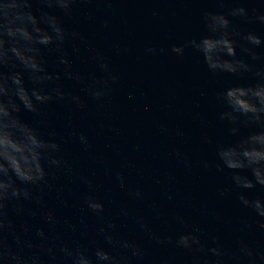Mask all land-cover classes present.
Wrapping results in <instances>:
<instances>
[{
    "label": "clouds",
    "instance_id": "obj_1",
    "mask_svg": "<svg viewBox=\"0 0 264 264\" xmlns=\"http://www.w3.org/2000/svg\"><path fill=\"white\" fill-rule=\"evenodd\" d=\"M91 2L0 0V264H147L141 240L121 230L122 222L127 220L134 223L144 238L187 253L190 264H262L264 255L245 240L237 237V247L230 252L219 236L203 235L199 224L189 227L182 214L175 215L173 222L187 230L162 235L145 215L133 214L124 201L110 213L106 207L108 194L97 195L96 185L84 175L79 177L86 191L81 197L82 215L78 224L48 206L49 195H55L62 207L70 206L61 181L71 174V165L56 133L49 131L43 135L37 127L25 122L20 113L26 110L36 114L51 129L42 106L60 103L69 109L88 108L85 99L66 87L65 81L83 89L96 102L107 97L112 85L118 82L119 77L103 50L94 47L76 26L75 9ZM259 2L264 4V0ZM217 6L227 7L228 11L204 10L205 34L173 45L171 52L183 56L186 48L193 49L214 79L226 75L256 78L255 85L228 87L219 95L225 110L218 113L217 121L226 126L229 135H237L243 121L264 119V66L238 56L237 48L251 61H260L254 46L264 41L252 32L241 35L234 29L231 18L249 19L244 6L231 0H218ZM56 9L73 19L72 28L65 26ZM252 11L264 23V13L256 8ZM145 51L156 55L167 50L153 45ZM73 56H83L91 68L82 71L73 63ZM68 135L95 159L84 132L73 130ZM177 135H183L182 130L178 129ZM205 139L212 143L211 137ZM215 156V161L202 159L199 163L205 170L230 174L231 186L218 187V194L231 195L236 189L241 205L264 218V195L249 198L246 194L254 189L264 190V133L250 135L238 145H216ZM176 157L185 167L191 166L187 155L177 150ZM108 171L113 185L128 200L143 201L142 189L131 187L123 172ZM154 212L159 215L158 210ZM203 214L207 215L206 209ZM33 215L40 217L41 224L30 223L28 218ZM87 215L94 219L91 226ZM242 223L248 226L246 221ZM259 228L264 229V223H259ZM161 264L171 261L163 260Z\"/></svg>",
    "mask_w": 264,
    "mask_h": 264
},
{
    "label": "water",
    "instance_id": "obj_2",
    "mask_svg": "<svg viewBox=\"0 0 264 264\" xmlns=\"http://www.w3.org/2000/svg\"><path fill=\"white\" fill-rule=\"evenodd\" d=\"M217 2L92 0L91 5L75 9L76 26L94 47L103 50L119 79L101 102L91 99L71 81H65L66 87L85 99L88 108L69 109L60 103L42 106V112L51 121V129L44 126L36 114L26 110L20 113L25 122L37 127L43 135L49 131L56 133L71 165V174L61 181L70 206L62 207L55 195L47 197L48 206L58 215L79 223L81 197L86 191L79 177L84 175L96 185L97 195L108 194L106 207L110 213L124 201L133 214L145 215L162 235L187 230L173 222L175 215L182 214L189 221V227L199 224L203 235L219 236L230 252L237 247L239 237L264 255V229L259 228L264 218L241 205L236 189L233 188L231 195L218 194V187L231 186L229 173L208 171L199 163L202 159L216 160V145H238L246 142L250 135L264 133V119L243 121L237 135H229L226 126L217 121L218 113L225 110L219 95L228 87L255 85L257 80L249 75L214 79L202 57L193 49L186 48L183 56L171 52L173 45L205 34L204 10L228 11L227 7H218ZM231 2L244 6L249 13L248 20L231 18L234 29L241 35L252 32L264 41V23L259 22L252 11L256 8L264 13V4L259 0ZM55 12L65 26H74L72 18L64 17L58 9ZM153 45L167 51L156 55L146 53V48ZM254 50L260 61H251L239 48L237 54L264 66V43L254 46ZM73 63L82 71L91 68L83 56H73ZM97 75L100 74L97 72ZM178 129L183 135H177ZM73 130L89 137L95 159L69 137L68 133ZM206 137H211L212 143H208ZM177 150L189 157L190 167L178 161ZM109 169L123 172L131 187L141 188L143 201L128 200L125 193L113 185ZM246 194L254 198L264 195V190L254 189ZM204 209L207 215L203 214ZM28 219L34 225L41 224L38 215ZM86 219L90 226L94 223L90 215ZM122 224V232L144 244L147 264H161L163 260H170L171 264H190L187 253L144 238L131 220Z\"/></svg>",
    "mask_w": 264,
    "mask_h": 264
}]
</instances>
